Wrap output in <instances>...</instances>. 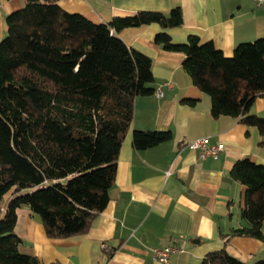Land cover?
<instances>
[{
    "label": "trees",
    "instance_id": "1",
    "mask_svg": "<svg viewBox=\"0 0 264 264\" xmlns=\"http://www.w3.org/2000/svg\"><path fill=\"white\" fill-rule=\"evenodd\" d=\"M5 21L0 40V264H44L19 250L17 208L27 206L49 238L87 232L107 204L134 98L154 91L151 57L116 32L151 22L179 26L182 14L175 6L167 14L138 10L96 23L65 10L58 0H25ZM154 39L184 53L182 67L210 97L214 117L233 116L256 126L264 143V118L250 110L264 94V37L237 43L231 55L196 34L174 42L159 30ZM171 137L169 129L132 130L137 149ZM229 173L245 187L244 223L224 234V244L232 235L264 241V164L242 157ZM200 264H264V258L246 262L221 247L205 253Z\"/></svg>",
    "mask_w": 264,
    "mask_h": 264
},
{
    "label": "crops",
    "instance_id": "2",
    "mask_svg": "<svg viewBox=\"0 0 264 264\" xmlns=\"http://www.w3.org/2000/svg\"><path fill=\"white\" fill-rule=\"evenodd\" d=\"M25 0H0V40L7 25L5 15ZM69 12L82 13L92 22H109L138 10L168 13L179 6L182 23L162 28L151 22L123 27L116 34L129 46L151 57L154 91L134 98L133 118L117 155L116 173L105 207L93 218L87 232L49 238L27 206L18 207L14 230L22 239L19 250L35 254L42 263L58 264H200L210 250L226 251L246 262L264 258V241L247 235L224 234L244 223V185L230 176L234 161L249 157L264 164V143L254 125L237 117L210 111L203 93L182 67L184 53L158 44L159 30L174 42L189 34L210 40L225 55L243 41L264 37V8L254 0H58ZM193 99L189 103L186 99ZM250 110L264 118V94ZM169 129L172 137L137 149L132 130ZM206 136L223 143L216 157H198L189 141ZM11 192L4 195L5 207ZM264 231V223L262 226ZM176 244L181 250L160 262L152 247Z\"/></svg>",
    "mask_w": 264,
    "mask_h": 264
},
{
    "label": "built area",
    "instance_id": "3",
    "mask_svg": "<svg viewBox=\"0 0 264 264\" xmlns=\"http://www.w3.org/2000/svg\"><path fill=\"white\" fill-rule=\"evenodd\" d=\"M255 5L260 6L264 8V0H254ZM154 93L159 96L162 93V90L160 87H157L154 90ZM188 146L190 148H195L198 150V157L200 159H203L207 156L216 157L219 152L223 150V143L221 142H215L210 143L206 136L198 137L196 139H193L189 141ZM181 248L172 243V244H166L160 247H152V255L153 258L160 262H166L168 261L171 254L180 251Z\"/></svg>",
    "mask_w": 264,
    "mask_h": 264
}]
</instances>
